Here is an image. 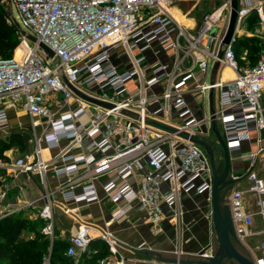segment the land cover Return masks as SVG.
I'll use <instances>...</instances> for the list:
<instances>
[{
  "label": "built area",
  "instance_id": "2783aa9c",
  "mask_svg": "<svg viewBox=\"0 0 264 264\" xmlns=\"http://www.w3.org/2000/svg\"><path fill=\"white\" fill-rule=\"evenodd\" d=\"M230 1L206 12L197 31L190 33L170 14V0H3L18 18L6 21H15L33 41L29 44L20 35V60L0 59V131L9 129V114L18 109L27 113L32 128L42 126L34 150L8 168L43 180L50 167L54 177L64 179V199L81 204L99 202L98 184L116 207L114 220L137 211L154 232L162 204L179 217L180 193L196 191L211 202L209 157L195 141L212 132V123L228 152H240L241 142L254 132L257 150L240 156L250 166L247 186L232 190L227 201L235 236L245 243L254 236L253 216L244 210L245 194L255 196L264 226V175L252 171L257 159L264 169V51L254 65L242 55L241 64L233 46L241 36L264 40V0H237L234 33L223 45ZM251 14L257 17L252 34ZM167 52L170 57L160 59ZM215 64L227 68L232 78L196 80L197 73L204 75ZM66 83L112 108L83 99ZM189 92L198 98L217 92V107L197 117L186 99ZM203 125L205 131L199 129ZM45 150L55 152L50 160L44 159ZM6 194L3 185L0 218L16 211L4 204ZM39 218L44 222L40 233L52 240L50 202ZM261 235L260 255L251 252L254 264H264V228ZM89 242V228L82 226L69 239L66 255L85 254ZM199 256L210 257L211 249ZM42 264H50L48 254ZM99 264H124V259H101Z\"/></svg>",
  "mask_w": 264,
  "mask_h": 264
},
{
  "label": "crops",
  "instance_id": "0c3cea01",
  "mask_svg": "<svg viewBox=\"0 0 264 264\" xmlns=\"http://www.w3.org/2000/svg\"><path fill=\"white\" fill-rule=\"evenodd\" d=\"M170 1V14L190 33L197 31L202 16L212 10L206 5L201 6V0H192L190 9L181 12L174 7L173 1ZM213 4L215 8L216 3ZM169 57L170 52H167V54H161L160 59ZM231 78L232 73L225 67H219L216 71L213 68L204 75L196 74V80L198 81L229 80ZM189 83L191 85L192 81H189ZM214 93H212V106L214 104ZM186 99L196 116L201 117L208 113L205 112L201 103H197L198 100L203 98H198L196 92H189ZM205 99L209 111L210 99L209 97ZM9 115L10 130L8 132L0 131V140L7 139L11 134H17L22 140L24 150L21 151L19 147L12 146L3 152L8 160L3 161L0 159V188L3 185L7 186L4 204L11 205L16 209L11 213H18L29 221H35L39 219V212L42 207L50 202L54 230L52 240L49 239V241L51 243L56 242L54 255H52L53 264L63 263L58 257L66 255L69 239L82 226L89 228L90 242L88 250L79 257L66 255V258L72 264H99L101 259H115L118 256L124 259V264H178L176 261H180L181 264H192L193 256H199L207 248L211 249L212 255L211 202L207 200L206 194H200L196 191L180 193L178 196V209L180 212L178 218L175 215L174 208L162 204L163 214L154 232L143 219L142 214L137 211L130 212L127 217L114 220L112 213L116 207L106 200L98 184L99 202L81 204L64 199L63 193L66 190L64 179L54 177L50 167L43 180L36 174H27L9 169L8 164L10 162L34 150L35 137L42 131V126L32 128L27 113L22 109L11 111ZM203 126L202 130L205 131L207 126ZM25 134L30 135L26 137L29 143L24 139ZM211 135H213L214 141L219 146L213 131L199 140L206 143L214 153L210 143L207 142ZM260 136L264 137V132H261ZM256 138L257 133L253 132L248 140L241 142L240 152H228L230 167L227 179L230 183L220 192L221 194L226 193V204L232 190L245 189L247 186L245 175L250 166L247 162L241 160L240 156L257 150ZM14 150L18 151H16L17 154H13ZM220 151L221 161L217 160L214 154L219 172L224 168L221 148ZM54 153L53 150H45L43 152L44 159L50 160ZM261 164L260 159H257L252 171L263 177L264 169ZM166 189V186L162 187L163 191H166ZM244 210L253 216L250 232L252 233V229L262 232L263 222L261 228H259L258 220L262 221V219L257 213L256 198L251 193L244 195ZM28 238L32 237L29 236ZM251 252H253L251 248L245 249L247 256L251 257ZM48 255L50 257V254Z\"/></svg>",
  "mask_w": 264,
  "mask_h": 264
},
{
  "label": "trees",
  "instance_id": "16d2710c",
  "mask_svg": "<svg viewBox=\"0 0 264 264\" xmlns=\"http://www.w3.org/2000/svg\"><path fill=\"white\" fill-rule=\"evenodd\" d=\"M7 12L0 4V59H9L15 51V58L19 59L24 49L20 44V33L15 25L9 24ZM248 29H251L257 22L255 14L249 17ZM20 44V45H19ZM233 50L237 60L241 63L240 57L245 55L249 65H254L260 53L264 51V40L259 43L254 37L241 36L236 39ZM12 146L19 147L22 151L24 146L17 134H11L7 139L0 140V159L7 161L3 152ZM43 225L42 219L29 221L18 213L7 214L0 218V264H42L43 256L52 255L56 242L51 243L49 238L40 233ZM31 236L32 238H28ZM50 250V251H49ZM62 264H72L66 255H60Z\"/></svg>",
  "mask_w": 264,
  "mask_h": 264
},
{
  "label": "water",
  "instance_id": "95a60500",
  "mask_svg": "<svg viewBox=\"0 0 264 264\" xmlns=\"http://www.w3.org/2000/svg\"><path fill=\"white\" fill-rule=\"evenodd\" d=\"M0 4L4 5L3 0H0ZM230 17L229 23L227 26V30L225 36L223 38L222 44L228 45L232 39L235 21H236V9H237V0L230 1ZM14 25L19 30L20 35L24 36L28 40L33 41V39L28 36L14 21ZM40 47L47 52V54L52 57L53 54L50 50H48L45 46L40 44ZM216 71L218 69V64H215L213 67ZM67 84V83H66ZM67 86L75 92V94L79 95L83 99L92 102L96 105H99L104 108H112L111 104L101 102L86 96L75 90L72 86L67 84ZM209 111L212 112V92L209 94ZM123 115H128L133 118L137 116L127 111H122ZM152 125L157 126L156 123L150 122ZM212 131L218 141V144L223 152L224 159V168L221 172L217 169L214 153L212 149L203 141L196 140L195 142L203 147L206 151L210 165L212 170V187H211V220H212V255L210 257H202V256H193L192 264H254L252 258L250 256L242 255L233 245V242L237 241V238L234 233L232 219L230 215L229 206L227 204H221L219 194L222 189L230 183L227 179L229 174V157L226 145L216 128L215 122L212 123ZM203 251L200 253L202 254ZM176 263L181 264L180 261H176Z\"/></svg>",
  "mask_w": 264,
  "mask_h": 264
},
{
  "label": "rangeland",
  "instance_id": "374dc122",
  "mask_svg": "<svg viewBox=\"0 0 264 264\" xmlns=\"http://www.w3.org/2000/svg\"><path fill=\"white\" fill-rule=\"evenodd\" d=\"M172 1L174 3L173 4L174 7L178 8L181 12H185V11L189 10L191 5H192V0H172ZM220 1H222V0H201V2H202L201 6L206 5V6H208V8H210V9L212 8L213 9L214 8V4L213 3H216V6H217L220 3ZM4 9L7 12L8 17L12 16L13 18L18 19L17 18V13H16V11L14 9H12V11H11L10 8L8 6H6V5L4 6ZM252 32H253V29L251 28L249 30V33L252 34ZM253 37L256 39L257 43H259L261 41V39L258 36H253ZM27 42L29 44L32 43L30 40H28ZM13 56L15 57V51H14ZM18 60H20V59H18ZM213 98H214L213 99V101H214L213 102L214 103L213 104V108H216L217 107V98H218L217 92L214 93V97ZM197 103H201L203 105V109L205 110V112H208V103H207V100L205 98H203L201 100H198ZM197 117H200V116L197 115ZM203 128H204V126H200L199 129L202 130ZM218 128L220 129L219 125H218ZM9 130L10 129H7L6 132H8ZM28 136H30V135L28 134ZM28 136L26 134L24 135V139H25V141L27 143H29V140L26 138ZM209 138L207 139V142L210 143V146L213 148L216 159L221 161V151H220L219 146L214 141L213 135H211ZM16 151L14 150L13 154H17L18 151L17 152ZM219 198H220L221 204H226V198H227L226 193L225 194H221L220 193L219 194ZM258 224H259V228H261L262 221L260 219L258 220ZM252 233L255 236L247 238L245 243H248L249 247L251 248V250L254 253V256H259L260 255L259 245L263 241V237H262L261 232L259 230L252 229ZM245 243L240 242V241L237 240L236 242H233V245L235 246V248L242 255L247 256V254L245 253V249H246V244Z\"/></svg>",
  "mask_w": 264,
  "mask_h": 264
},
{
  "label": "bare ground",
  "instance_id": "6f19581e",
  "mask_svg": "<svg viewBox=\"0 0 264 264\" xmlns=\"http://www.w3.org/2000/svg\"><path fill=\"white\" fill-rule=\"evenodd\" d=\"M19 45H20V44H19ZM20 58H21V57H20ZM20 58H19V59H20ZM14 59H15V60H17V61H19V60H18V59H16L15 57H14Z\"/></svg>",
  "mask_w": 264,
  "mask_h": 264
}]
</instances>
